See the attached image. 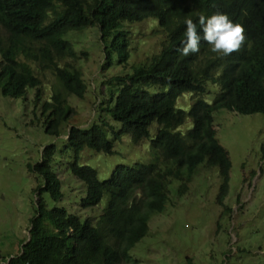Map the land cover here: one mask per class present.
Masks as SVG:
<instances>
[{"label":"trees","instance_id":"trees-1","mask_svg":"<svg viewBox=\"0 0 264 264\" xmlns=\"http://www.w3.org/2000/svg\"><path fill=\"white\" fill-rule=\"evenodd\" d=\"M217 12L244 25L247 40L241 50L226 57L213 53L201 31L200 51L183 56L178 49L186 39L184 21L193 19L199 30V15ZM148 18H155L166 33L160 51L134 63L132 72L114 74L101 83L107 94L100 110L121 128L117 131L101 113V121L88 127L69 126L60 150L73 154L68 168L85 185L82 206H97L108 196L102 213L82 220L64 206H47L44 193L55 202L62 201L64 193L53 166L57 146L46 145L33 167L44 185L38 190L30 236L7 264H138L130 251L149 234L152 216L165 211L169 184L178 180V194L188 193L201 165L219 168L217 201L226 206L232 162L217 137L215 113L224 108L264 114V0H0L1 93L28 100L33 90L35 120L44 123L47 133L59 136L61 126L76 113L69 97L83 99L88 92L79 56L87 52L75 49L70 34L99 29L104 75L117 65L131 66L125 24ZM46 71L58 81L47 99L42 77ZM209 83L219 86L212 102L204 98ZM152 85L161 91L151 92ZM186 92L193 94L188 111L177 106ZM188 118L193 126L183 133L179 128ZM155 122L153 161L118 164L107 179H100L94 167L79 164L86 148L113 153L122 134L140 143L151 136ZM186 261L197 264L192 257Z\"/></svg>","mask_w":264,"mask_h":264},{"label":"rangeland","instance_id":"rangeland-1","mask_svg":"<svg viewBox=\"0 0 264 264\" xmlns=\"http://www.w3.org/2000/svg\"><path fill=\"white\" fill-rule=\"evenodd\" d=\"M125 28L130 32L132 44L131 66L117 65L104 75L101 65L105 55L99 29L91 27L70 34L75 49L87 52L79 56L84 59L81 68L88 92L83 99L69 97L76 113L61 126L59 136L47 133L44 123L35 120L33 90L28 100L4 96L0 90V264H7L10 257L16 256L30 235L38 190L44 185L33 167L41 160L46 145L57 146L53 166L64 193L60 202L44 193L47 206H64L82 220L99 216L106 206L107 195L97 206H82L85 185L68 168L73 154L60 150L66 143L69 126L88 127L101 121V113L117 131L121 128L100 110V101L107 94L101 83L114 74L132 72L134 63L159 52L166 38L155 18L126 23ZM42 77L47 99L52 93L51 85L58 81L51 71L43 72ZM208 86L210 92L204 98L212 102L219 86L212 83ZM148 89L161 91L155 85ZM192 103L191 92L183 93L177 100V106L187 111ZM215 125L217 137L232 162L226 206L217 201L221 184L217 166L201 165L184 195L178 194L180 182L174 180L168 187L170 200L165 211L152 216L149 234L130 251L138 264H187V257L197 264H264V114H240L223 108L215 113ZM192 126L188 118L179 130L185 133ZM157 128L158 124L153 123L151 136L140 143H135L130 134H122L115 140L113 153L86 148L80 153L79 164L94 167L100 179H107L118 164L151 162L155 158L151 138ZM114 135L109 132L112 140ZM225 207L232 211L227 212Z\"/></svg>","mask_w":264,"mask_h":264},{"label":"clouds","instance_id":"clouds-1","mask_svg":"<svg viewBox=\"0 0 264 264\" xmlns=\"http://www.w3.org/2000/svg\"><path fill=\"white\" fill-rule=\"evenodd\" d=\"M184 23L186 39L182 42V47L178 49L183 56L200 51L201 31L203 39L211 45V51L224 57L239 52L247 40L244 25L233 22L226 13L217 12L208 17L199 15V30L197 23L191 18L186 19Z\"/></svg>","mask_w":264,"mask_h":264},{"label":"water","instance_id":"water-1","mask_svg":"<svg viewBox=\"0 0 264 264\" xmlns=\"http://www.w3.org/2000/svg\"><path fill=\"white\" fill-rule=\"evenodd\" d=\"M30 236V235H29Z\"/></svg>","mask_w":264,"mask_h":264}]
</instances>
